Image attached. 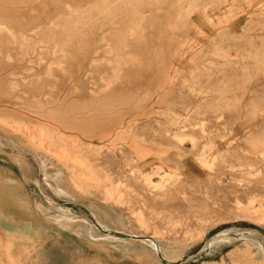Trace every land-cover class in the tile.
<instances>
[{"label": "rangeland", "instance_id": "1", "mask_svg": "<svg viewBox=\"0 0 264 264\" xmlns=\"http://www.w3.org/2000/svg\"><path fill=\"white\" fill-rule=\"evenodd\" d=\"M0 121V264H264V0H0Z\"/></svg>", "mask_w": 264, "mask_h": 264}, {"label": "bare ground", "instance_id": "2", "mask_svg": "<svg viewBox=\"0 0 264 264\" xmlns=\"http://www.w3.org/2000/svg\"><path fill=\"white\" fill-rule=\"evenodd\" d=\"M77 105V104H76ZM199 111V110H198ZM1 122V121H0ZM15 122V121H14ZM19 122V121H18ZM3 123V122H2ZM177 124V123H176ZM2 125V124H1ZM6 125V124H5ZM17 125V124H16ZM15 127V129H17V130H20V129H22V127L21 126H14ZM14 129V128H13ZM47 131V130H46ZM53 134V133H52ZM25 135H27V137L29 138V141H31V143H33V145L35 144L36 145V143H34L33 142V140H35L40 146H39V148L41 147V149H44V150H48V151H51V149L49 148V146H47V144H44V142L45 143H47V141H46V136H45V134L44 133H40L38 136L37 135H34L33 136V134H31V133H26ZM168 135V134H167ZM253 135V134H252ZM254 135H255V133H254ZM51 137V136H50ZM251 137V136H250ZM256 137V136H255ZM251 138H253V137H251ZM250 138V139H251ZM253 141L255 140V138L254 139H252ZM64 141H66V140H64ZM250 141V140H249ZM252 141V142H253ZM255 141H257V140H255ZM72 143H74V145L75 146H79V144H77V141H72ZM76 143V144H75ZM60 148L61 147H63V146H59ZM62 150L60 151L61 152V155H63L64 156V159L65 160H67L68 161V163H71L72 164V166H69V171H70V175H69V177H72V179L70 178L69 179V181H72L77 187H80L79 185H84V187H85V189H87V191H89L90 190V188H99L100 187V185L102 184V179H99L98 178V176H97V171L95 170V167L88 161V159H87V157L84 155V153H82L83 151H81V150H78L77 151V154H74V153H76V151H73V152H69V150H67V148L65 147L64 149L63 148H61ZM44 150H42V152L44 151ZM72 154H74V155H72ZM221 156V155H220ZM120 157H122V156H120ZM118 160V159H117ZM93 161V160H92ZM93 163V162H92ZM201 163V162H200ZM203 163V162H202ZM126 164V163H125ZM124 164V165H125ZM96 165V164H95ZM130 165V164H129ZM98 166V165H97ZM96 166V167H97ZM120 166V165H119ZM99 167V166H98ZM121 167V166H120ZM127 167V166H126ZM97 169V168H96ZM132 169V168H131ZM158 170H160V169H158ZM161 171V170H160ZM101 172V171H100ZM102 173V172H101ZM140 174V173H139ZM164 174V173H163ZM154 175V174H153ZM106 177V176H105ZM141 177V176H140ZM139 177V178H140ZM104 178V177H103ZM62 179V178H61ZM110 179V178H109ZM143 180H144V178H142ZM142 180V181H143ZM145 180H147V179H145ZM149 181V180H148ZM57 182V181H56ZM58 183V182H57ZM106 183V182H105ZM149 183V182H148ZM120 184V183H119ZM56 185H58V184H56ZM117 185V184H116ZM145 185H146V183H145ZM151 185V183L149 184V186ZM107 186V185H106ZM60 187L61 186H57L56 187V189H58L60 192H62L63 193V191H64V189L63 190H61L60 189ZM116 187V186H115ZM130 187V186H129ZM128 187V188H129ZM147 187V186H146ZM121 188V187H120ZM94 189V190H95ZM105 189V188H104ZM115 189H117V188H115ZM114 189V190H115ZM57 190V191H58ZM131 190V189H130ZM117 191V190H116ZM115 191V192H116ZM119 191L120 190H118V193H119ZM65 192V191H64ZM97 192V191H96ZM102 192V191H101ZM105 194L106 195H104V197L105 196H107V197H109V198H114L115 197V195L113 196V194H114V192L112 191V188H106L105 189ZM90 193H91V191H90ZM124 193V192H123ZM64 194V193H63ZM102 194V193H101ZM116 194V193H115ZM117 195V194H116ZM119 195V194H118ZM120 195H121V193H120ZM103 196V195H102ZM107 197H106V199H107ZM116 198V200L118 199V200H120L119 199V197L117 198V196L115 197ZM121 198V197H120ZM124 198V197H123ZM183 198V197H182ZM104 199V198H103ZM122 199V198H121ZM127 199V198H126ZM108 200V199H107ZM110 200V199H109ZM115 200V201H116ZM117 200V201H118ZM123 200V199H122ZM121 200V201H122ZM127 201V200H126ZM104 202V201H103ZM108 203H109V201H107ZM115 203V202H114ZM126 203V202H125ZM127 203H129V201L127 202ZM126 203V204H127ZM118 204H120V203H118ZM115 205H117V203L115 204ZM120 205H122V203L120 204ZM242 208V207H241ZM247 209V208H246ZM252 212V211H251ZM139 215V214H138ZM137 215V216H138ZM262 215V217H261V220L262 219H264V214L262 213L261 214ZM140 216V215H139ZM2 217V216H1ZM0 217V218H1ZM145 217V216H144ZM4 218V217H3ZM258 220V219H257ZM5 221V220H4ZM140 221V220H139ZM142 222V221H141ZM139 223V222H138ZM140 224V223H139ZM143 224V223H142ZM149 227V226H148ZM155 230V229H154ZM152 232V231H151ZM203 233V232H202ZM151 242V241H150ZM255 261V260H254Z\"/></svg>", "mask_w": 264, "mask_h": 264}, {"label": "crops", "instance_id": "3", "mask_svg": "<svg viewBox=\"0 0 264 264\" xmlns=\"http://www.w3.org/2000/svg\"><path fill=\"white\" fill-rule=\"evenodd\" d=\"M91 128V127H90ZM90 133H93V131L92 130H90ZM87 135V134H86Z\"/></svg>", "mask_w": 264, "mask_h": 264}]
</instances>
